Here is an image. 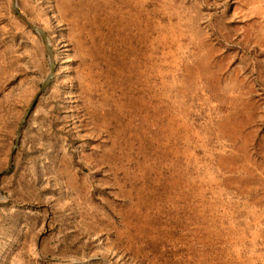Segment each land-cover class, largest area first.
Returning <instances> with one entry per match:
<instances>
[{"label":"rangeland","instance_id":"1","mask_svg":"<svg viewBox=\"0 0 264 264\" xmlns=\"http://www.w3.org/2000/svg\"><path fill=\"white\" fill-rule=\"evenodd\" d=\"M127 1L0 0V264H264V0Z\"/></svg>","mask_w":264,"mask_h":264},{"label":"bare ground","instance_id":"2","mask_svg":"<svg viewBox=\"0 0 264 264\" xmlns=\"http://www.w3.org/2000/svg\"><path fill=\"white\" fill-rule=\"evenodd\" d=\"M94 1H96V0H60V9H61L62 13L65 12L64 15L67 13H70L73 15V17L75 16L78 20L82 19L84 21L81 28H80L81 24L78 27V29L80 28V32H82V30H85L86 28H88L87 25H89V27H91L93 24L92 20L94 18L95 19L102 18V14H99V13L104 11V10H108V15L105 14V16H107L106 22L104 20L105 23L115 22L117 27L119 28V30L121 32L124 31V33L132 30L133 24L124 25L123 22L118 19L120 17V14L122 15V11H121L122 6H119V5L121 4V5L129 6V1L119 0L120 3H116V4H118L116 10L113 8V6H114L113 0H106V2H104L103 4H94ZM109 9H112V10H109ZM76 20L74 21L75 23L78 22ZM97 29H98V27H97ZM94 34H97V33H94ZM128 40H129V38H128ZM85 68H86V66H85ZM87 68H91V67L87 66ZM89 70L91 71V69H89Z\"/></svg>","mask_w":264,"mask_h":264},{"label":"crops","instance_id":"3","mask_svg":"<svg viewBox=\"0 0 264 264\" xmlns=\"http://www.w3.org/2000/svg\"><path fill=\"white\" fill-rule=\"evenodd\" d=\"M104 2H106V0H96L94 1V4H103ZM99 14H102V18L100 19H93V24L91 27H89V25H87L88 28H86L85 30H82V32H80V28L78 29L79 25H75L77 26V29L79 32H77V35H78V42H77V45H78V50L80 52H83L84 53V66H89V67H93L94 64H96L97 66V63L96 62V56L94 55L95 52H97L98 50H95L96 47V44L98 43V41L93 44L92 43V37H95V35H98L99 34V31H100V34L101 35H104L103 33V30L106 28L107 24L105 23L106 22V18L108 15V11L107 10H104L102 12H100ZM73 19H77L75 16L73 17ZM102 20V21H101ZM105 20V22H104ZM138 20V19H137ZM100 21V22H99ZM98 25H96V24ZM102 23V24H101ZM105 24V25H104ZM129 24H132V23H129ZM125 25H128V24H125ZM134 26V24H133ZM94 27V28H93ZM98 27V29H97ZM133 28V27H132ZM99 30V31H98ZM94 33H97V34H94ZM110 34H108L107 36H109ZM122 36V35H121ZM123 37V36H122ZM99 41H102L99 40ZM107 42L111 45V43L109 42V40H107ZM93 55V57L91 58L90 56ZM95 61V62H94ZM134 65V64H133ZM95 66V67H96ZM119 66V63H117V67ZM136 66V65H135Z\"/></svg>","mask_w":264,"mask_h":264},{"label":"water","instance_id":"4","mask_svg":"<svg viewBox=\"0 0 264 264\" xmlns=\"http://www.w3.org/2000/svg\"><path fill=\"white\" fill-rule=\"evenodd\" d=\"M16 2H17V0H14V11H15L16 14L21 16ZM32 29L34 31H36L37 33H39V35L47 42V37H46V35L44 34V32L42 30H40L38 28H35V27H32ZM47 49H48V54H49V57H50V60H51V73H50L48 79L46 80V83H45L44 87L49 85V83L51 82V80L53 78V74H54V71H55V65H54V61H53V53H52L51 48L49 46H48ZM27 117H28V114H26V116L24 117V119L22 121L21 127L19 129V134L21 133V131L23 129V125H24V122L26 121Z\"/></svg>","mask_w":264,"mask_h":264}]
</instances>
